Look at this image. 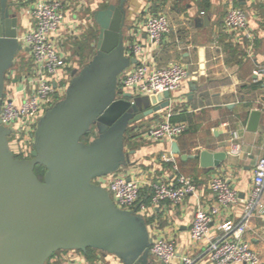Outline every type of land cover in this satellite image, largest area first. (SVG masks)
I'll return each instance as SVG.
<instances>
[{
	"label": "crops",
	"instance_id": "crops-1",
	"mask_svg": "<svg viewBox=\"0 0 264 264\" xmlns=\"http://www.w3.org/2000/svg\"><path fill=\"white\" fill-rule=\"evenodd\" d=\"M10 1L17 3L21 12L22 35L33 24L32 8L36 0ZM63 1L66 18L60 32L54 35V41L67 57L69 70L73 72L87 59L89 48L84 45L85 40L89 42L95 28L99 27L93 18L94 11L117 0ZM128 5L126 25L132 31L126 29V45L139 43L144 58L151 65L180 62L189 68L190 77L171 92L170 106L131 127L126 149L134 153L131 162L118 173L142 183L140 198L148 204L153 183L174 184V175L178 173L193 177L198 186L195 193L187 195L178 205L166 201L151 208L147 222L151 237L176 242L177 256L172 264H183L184 257L194 259L195 264H210L207 249L211 238L221 234L225 223L240 222L246 209L243 201L222 207L213 219L208 236L200 241L192 239L190 229L197 209H209L217 202L210 189V180L215 175H222L239 192L241 199H247L254 187L256 165L264 156V111L257 131L247 129L251 112L264 110V74H254L264 65V0H128ZM232 5L248 11L247 31L224 29V17ZM157 13H165L172 26L171 32L159 42L152 41L145 29L147 18ZM23 52L22 66H29V53ZM168 113L172 114V121L173 117L177 119L173 122L188 125L186 132L175 140L181 153L198 155L203 150L225 151L227 157L220 166L204 168L199 158L184 160L174 154L178 164L176 171L170 162L162 159L164 154L172 153L173 141H155L146 132L163 122ZM236 135L240 137L238 140H234ZM235 142L241 144L240 154L231 152ZM261 202L264 205V189ZM245 238L258 253L260 264H264V212L255 211ZM151 258L159 263L152 255ZM72 263L124 264L111 254L97 252L88 256L79 250L58 251L47 262Z\"/></svg>",
	"mask_w": 264,
	"mask_h": 264
},
{
	"label": "water",
	"instance_id": "water-1",
	"mask_svg": "<svg viewBox=\"0 0 264 264\" xmlns=\"http://www.w3.org/2000/svg\"><path fill=\"white\" fill-rule=\"evenodd\" d=\"M128 13V0L94 11L96 53L73 70L65 96L40 118L32 159L15 157L10 129L0 120V264H47L58 251L89 248L124 264H162L151 258L145 217L118 207L108 189L94 182L131 162L130 127L171 104L170 91L119 92L120 76L138 62L127 55ZM20 18L17 3L0 0V113L7 75L18 54L29 51L19 39ZM263 111L251 112L248 131H257ZM92 128L96 136L86 143L82 138ZM172 153L199 158L204 168L218 167L227 157L225 151L208 150L187 155L177 141ZM39 166L45 168L43 178Z\"/></svg>",
	"mask_w": 264,
	"mask_h": 264
},
{
	"label": "built area",
	"instance_id": "built-area-1",
	"mask_svg": "<svg viewBox=\"0 0 264 264\" xmlns=\"http://www.w3.org/2000/svg\"><path fill=\"white\" fill-rule=\"evenodd\" d=\"M32 17V26L19 37L24 46L29 48V69L24 71L19 68V71L14 69L10 71L7 81L10 80L11 84L10 86L6 84L0 113L2 125L10 129L8 135L10 148L19 159L33 158L37 124L46 111L65 96L72 74L67 57L54 41V35L60 32L66 18L64 1L36 0L32 8ZM223 25L228 32L247 31L248 11L241 6H230ZM145 29L152 41L159 42L171 32L172 26L165 13H157L147 18ZM127 55L136 57L138 62L132 64L120 76V94L129 91L134 96H152L165 91L173 92L190 77L189 68L180 62L165 66L149 64L139 43L129 45ZM254 74L263 75L264 65L257 68ZM171 117L172 114L168 113L163 122L147 130V136L155 141L171 142L182 136L188 125L184 122H173ZM239 138L236 135L234 140ZM241 151V144L235 142L231 152L240 154ZM162 159L170 162L173 168L178 170L177 159L173 153L164 154ZM174 181V184L163 181L153 183L151 201L148 204L140 198L142 183L137 179H127L115 172L94 180L96 184L108 189L118 207L136 211L144 217H147L151 208L166 201L175 205L180 204L187 195L195 193L198 189L193 177L178 173L174 175ZM209 185L217 197V202L209 209H197L190 229L192 239L200 241L208 236L213 219L222 207L237 205L243 201L246 209L242 220L222 225L221 234L211 238L207 253L210 264H260V257L245 238V233L255 211L264 212V205L261 202L264 189V156L256 165L254 187L247 199H241L239 192L222 175L213 176ZM151 238V255L159 263L172 264L177 256L176 242L161 237ZM183 264H195V261L190 257H184Z\"/></svg>",
	"mask_w": 264,
	"mask_h": 264
},
{
	"label": "rangeland",
	"instance_id": "rangeland-1",
	"mask_svg": "<svg viewBox=\"0 0 264 264\" xmlns=\"http://www.w3.org/2000/svg\"><path fill=\"white\" fill-rule=\"evenodd\" d=\"M98 35H99V27L95 28V31L92 33L93 37H92V39L89 38V42L87 40H85L86 42L84 45H86V46L88 45L87 47L89 48V54L87 56V59L90 58L89 61L92 59V57L94 56V54L97 50L96 44H97V40H98ZM93 40H94V43L92 42ZM24 57H25L24 52H20L18 54V56L15 59L14 66H13L14 70L19 71V68H21V69L23 68V70L27 71L29 69L28 64H24V66H22L24 61H25ZM87 59H84V61L79 63L78 69H81L84 66V64L86 65L89 62ZM70 72H72V70ZM7 84H8V86H10V84H11L10 80L7 81ZM130 129H131V127H130ZM130 133H131V130L128 131V136L130 135ZM97 252H98V254L100 253V251H97Z\"/></svg>",
	"mask_w": 264,
	"mask_h": 264
},
{
	"label": "trees",
	"instance_id": "trees-1",
	"mask_svg": "<svg viewBox=\"0 0 264 264\" xmlns=\"http://www.w3.org/2000/svg\"><path fill=\"white\" fill-rule=\"evenodd\" d=\"M104 7H106V5L104 6ZM173 121H177V119L176 118H174L173 117ZM130 130V129H129ZM128 130V131H129ZM128 131H127V133H126V136H127V139L129 138V136H128ZM96 136V132H95V128H92L83 138H82V140L84 141V142H86V143H88L90 140H92L94 137ZM127 142V141H126ZM36 172H37V174L40 176V178H43V176H44V173H45V168L44 167H41V166H39V167H37V169H36ZM145 219H146V221H147V217H145ZM148 223V222H147ZM97 251H100V250H97V249H93V248H89L86 252H84V253H87V255L89 256V255H92L93 253H97ZM100 252H102V251H100Z\"/></svg>",
	"mask_w": 264,
	"mask_h": 264
},
{
	"label": "flooded vegetation",
	"instance_id": "flooded-vegetation-1",
	"mask_svg": "<svg viewBox=\"0 0 264 264\" xmlns=\"http://www.w3.org/2000/svg\"><path fill=\"white\" fill-rule=\"evenodd\" d=\"M12 69H13V67H12ZM11 69V70H12ZM78 69V68H77ZM10 73V72H9ZM9 73H8V75H9ZM8 75H7V78H8ZM72 78H73V76H72V74H71V80H72ZM71 82V81H70ZM6 84H7V79H6Z\"/></svg>",
	"mask_w": 264,
	"mask_h": 264
}]
</instances>
